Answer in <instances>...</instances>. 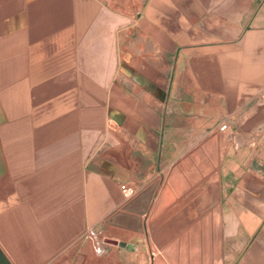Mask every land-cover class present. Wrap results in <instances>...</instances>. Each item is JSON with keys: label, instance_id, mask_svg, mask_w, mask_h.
<instances>
[{"label": "crops", "instance_id": "1", "mask_svg": "<svg viewBox=\"0 0 264 264\" xmlns=\"http://www.w3.org/2000/svg\"><path fill=\"white\" fill-rule=\"evenodd\" d=\"M263 87L264 0H0V249L264 264Z\"/></svg>", "mask_w": 264, "mask_h": 264}, {"label": "water", "instance_id": "2", "mask_svg": "<svg viewBox=\"0 0 264 264\" xmlns=\"http://www.w3.org/2000/svg\"><path fill=\"white\" fill-rule=\"evenodd\" d=\"M158 182H154L145 189H143L135 198L129 201L122 210L116 212L111 216L107 222L123 227L131 228L137 231H143V222L141 214L145 213L148 209L150 201L154 195ZM127 211L138 213V215L130 214ZM106 242L119 243L117 239L106 237ZM0 264H11L8 258L0 249Z\"/></svg>", "mask_w": 264, "mask_h": 264}, {"label": "built area", "instance_id": "3", "mask_svg": "<svg viewBox=\"0 0 264 264\" xmlns=\"http://www.w3.org/2000/svg\"><path fill=\"white\" fill-rule=\"evenodd\" d=\"M261 97L264 99V87L262 88L261 90ZM228 126V124L226 122H222L220 124V128L221 129H226ZM121 189L123 191V193L126 195V196H132L133 194L136 193L137 189H136V186L133 185V184H129V183H124L122 184L121 186ZM102 231H99V230H95V229H90L88 230V232L86 233V236L87 237H90L92 240L96 241V242H101L104 240V236L103 234L101 233Z\"/></svg>", "mask_w": 264, "mask_h": 264}, {"label": "rangeland", "instance_id": "4", "mask_svg": "<svg viewBox=\"0 0 264 264\" xmlns=\"http://www.w3.org/2000/svg\"><path fill=\"white\" fill-rule=\"evenodd\" d=\"M102 230L99 229V231H102ZM101 233L103 234V236L107 234V232L105 230L103 232H101Z\"/></svg>", "mask_w": 264, "mask_h": 264}]
</instances>
